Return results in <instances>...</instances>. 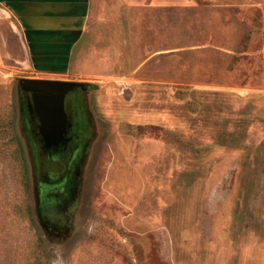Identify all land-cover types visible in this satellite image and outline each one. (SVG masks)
<instances>
[{"label": "rangeland", "instance_id": "1", "mask_svg": "<svg viewBox=\"0 0 264 264\" xmlns=\"http://www.w3.org/2000/svg\"><path fill=\"white\" fill-rule=\"evenodd\" d=\"M22 20L0 4V264H264V0H86L65 53ZM22 80L89 86L47 209Z\"/></svg>", "mask_w": 264, "mask_h": 264}, {"label": "flooded vegetation", "instance_id": "2", "mask_svg": "<svg viewBox=\"0 0 264 264\" xmlns=\"http://www.w3.org/2000/svg\"><path fill=\"white\" fill-rule=\"evenodd\" d=\"M89 91V86L83 84L69 93L64 101V110L70 128L64 142L54 151H48L40 134V123L36 117L30 95L21 92V105L26 132L34 151L35 164L40 180L36 185L38 206L47 209L55 203V198L66 196L70 183L78 146L82 139V128L85 120L81 111V96ZM52 194V195H51Z\"/></svg>", "mask_w": 264, "mask_h": 264}, {"label": "crops", "instance_id": "3", "mask_svg": "<svg viewBox=\"0 0 264 264\" xmlns=\"http://www.w3.org/2000/svg\"><path fill=\"white\" fill-rule=\"evenodd\" d=\"M0 4L23 19L32 46L40 43L42 52L65 53L80 36L86 0H0Z\"/></svg>", "mask_w": 264, "mask_h": 264}, {"label": "water", "instance_id": "4", "mask_svg": "<svg viewBox=\"0 0 264 264\" xmlns=\"http://www.w3.org/2000/svg\"><path fill=\"white\" fill-rule=\"evenodd\" d=\"M20 90L30 95L32 107L40 123V134L48 151L54 152L64 142L70 124L64 110L66 96L81 83L66 81L22 80ZM85 140V128H82ZM82 140V139H81ZM81 141L74 164L77 165L86 143Z\"/></svg>", "mask_w": 264, "mask_h": 264}, {"label": "trees", "instance_id": "5", "mask_svg": "<svg viewBox=\"0 0 264 264\" xmlns=\"http://www.w3.org/2000/svg\"><path fill=\"white\" fill-rule=\"evenodd\" d=\"M64 67H65V64H64ZM47 70H54V71L56 70V71H60V70H62V67H61V68H56V69H55V68H54V69H53V68H48ZM62 71H63V70H62Z\"/></svg>", "mask_w": 264, "mask_h": 264}]
</instances>
